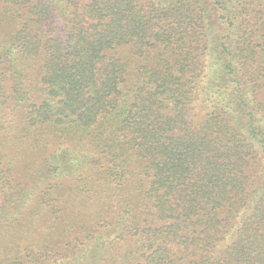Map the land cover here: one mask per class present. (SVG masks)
Listing matches in <instances>:
<instances>
[{
    "label": "trees",
    "instance_id": "1",
    "mask_svg": "<svg viewBox=\"0 0 264 264\" xmlns=\"http://www.w3.org/2000/svg\"><path fill=\"white\" fill-rule=\"evenodd\" d=\"M0 264H264V0H0Z\"/></svg>",
    "mask_w": 264,
    "mask_h": 264
}]
</instances>
